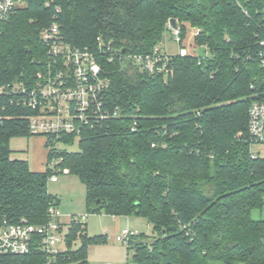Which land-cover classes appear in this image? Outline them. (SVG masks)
Listing matches in <instances>:
<instances>
[{"label":"trees","instance_id":"obj_1","mask_svg":"<svg viewBox=\"0 0 264 264\" xmlns=\"http://www.w3.org/2000/svg\"><path fill=\"white\" fill-rule=\"evenodd\" d=\"M172 18L182 44L187 24L198 29L194 52L169 53L166 78L100 60L106 104L120 115L83 129L76 152L57 147L74 135L52 148L44 137L48 163L57 158L55 167L79 177L87 212L146 221L149 233L126 243L134 264H264V219L251 217L264 204V156H252L247 131L249 104L264 96V0H25L0 19V85L34 83L47 53L41 31L52 22L73 46L95 50L101 37L120 52L146 54ZM22 113L0 98V214L41 224L58 204L47 190L55 169L33 171L11 156L10 140L31 135ZM101 239L72 220L52 264L86 263L88 246ZM48 261L37 241L26 253L0 255V264Z\"/></svg>","mask_w":264,"mask_h":264},{"label":"built area","instance_id":"obj_2","mask_svg":"<svg viewBox=\"0 0 264 264\" xmlns=\"http://www.w3.org/2000/svg\"><path fill=\"white\" fill-rule=\"evenodd\" d=\"M49 4V1L45 3ZM25 5V0H0V19H6L17 8ZM59 10V9H56ZM246 13L245 10H243ZM172 26L170 20L167 28L175 42L179 44L177 53H193L190 45L182 44L180 26ZM191 38L198 29L190 27ZM41 40L47 47L45 63L35 74L34 83L29 86L22 81L0 85V98L10 106L23 112L20 114L28 122L31 135L47 138L49 148L57 144L64 135L78 138L86 127H94L104 120L120 115L119 108L106 104L109 79L101 61L109 63L116 59L121 63L130 62L138 70L150 75L162 74L164 78L171 75L168 52L161 42L150 53H124L112 46L111 41L96 38L95 50L78 47L65 42L60 34L59 25L52 22L41 31ZM260 64L264 67V38L259 41ZM264 95V91L262 92ZM5 106H2L4 109ZM247 131L251 145L264 146V96L253 99L248 107ZM136 120L132 121L135 129ZM253 157L264 156L260 151L253 152ZM58 159L53 158L48 166L55 171L49 176L50 182L57 181V173H68L67 168H57ZM48 219L41 224H32L25 219L9 222L0 214V255L23 254L30 250L34 242L49 256V264L56 253L66 248V234L72 220L84 222V215H70L66 222L57 205L47 208ZM138 229L122 228L116 235L117 241L125 244L135 236ZM131 264V263H130Z\"/></svg>","mask_w":264,"mask_h":264},{"label":"rangeland","instance_id":"obj_3","mask_svg":"<svg viewBox=\"0 0 264 264\" xmlns=\"http://www.w3.org/2000/svg\"><path fill=\"white\" fill-rule=\"evenodd\" d=\"M188 32L185 37V43L191 44L192 29L187 24ZM163 48L168 53H175L179 48V44L174 41L169 31H165L161 40ZM70 144L59 143L58 148L70 152L79 150L78 138L75 137ZM10 146L14 150L11 156L25 158L32 168L37 163L39 153L35 154L32 137H16L10 140ZM252 152L260 151L264 155V146L254 144L251 146ZM36 161V162H35ZM34 163V164H33ZM47 190L49 193L59 198L57 208L62 213L61 219L65 218V214L71 213L75 215H84L87 232L90 236H101V242L93 243L89 248L87 260L89 264H134L132 261V251L127 249L125 242L117 241L116 235L122 228L138 229L140 232L149 233L150 229L146 225V221L140 217L128 220L117 219L115 216L101 213L87 212L84 204V186L78 176L71 173H57V181L47 182ZM67 211V212H66ZM68 214V215H69ZM253 219H264V204L255 208L251 212ZM123 218V217H121ZM117 220H120L117 222ZM128 221V223L126 222Z\"/></svg>","mask_w":264,"mask_h":264},{"label":"crops","instance_id":"obj_4","mask_svg":"<svg viewBox=\"0 0 264 264\" xmlns=\"http://www.w3.org/2000/svg\"><path fill=\"white\" fill-rule=\"evenodd\" d=\"M193 29H195V28H193ZM186 44V43H185ZM187 45V44H186ZM189 45V44H188ZM21 137V136H20ZM22 137H27V138H31L32 137V141H33V147H34V152H35V154L38 152L39 153V155L40 156H38L39 157V159H38V161H37V163L36 164H34L33 165V167L32 168H30L31 170H33V171H44L45 169H46V167L48 166V158H47V155H48V150H47V147H46V144H45V138H44V136H41V135H30V136H22ZM13 138H16V137H13ZM12 138V139H13ZM10 148H11V146H10ZM12 149V148H11ZM13 149H12V154H13ZM12 157L13 158H17V156L15 157V156H13L12 155ZM18 159H25V158H23V157H19ZM27 161V160H26ZM36 162V161H35ZM28 163V165H29V162H27ZM56 182V181H55ZM53 195V194H52ZM54 196H56V195H54ZM56 198H57V200H58V203H59V198L56 196ZM84 204H85V189H84ZM58 205V204H57ZM85 208H86V206H85ZM67 212V211H66ZM69 212H71L70 214L69 213H67V214H65L64 216H65V218L64 219H61L63 222H66L67 220H68V218H69V216L70 215H72V214H74L72 211H69ZM62 214V213H61ZM69 214V215H68ZM117 219H124V222H125V218H127L128 220H131V219H135L134 217H128V216H115ZM121 217H123V218H121ZM118 221H120V220H117V222ZM127 223H128V221H126ZM147 225V224H146ZM147 227H148V225H147ZM86 233H87V235H89L88 234V232H87V228H86ZM90 236V235H89ZM116 239V238H115ZM92 246V244H90L89 246H88V251H89V248ZM87 256H88V252H87ZM71 264H81V263H71ZM84 264H89L88 263V260L86 261V263H84ZM109 264V263H108Z\"/></svg>","mask_w":264,"mask_h":264},{"label":"water","instance_id":"obj_5","mask_svg":"<svg viewBox=\"0 0 264 264\" xmlns=\"http://www.w3.org/2000/svg\"><path fill=\"white\" fill-rule=\"evenodd\" d=\"M170 23H171L172 26H175L176 25V22H175V20L173 18L170 19Z\"/></svg>","mask_w":264,"mask_h":264}]
</instances>
